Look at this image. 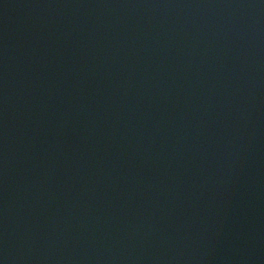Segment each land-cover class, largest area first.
<instances>
[{"label":"water","instance_id":"obj_1","mask_svg":"<svg viewBox=\"0 0 264 264\" xmlns=\"http://www.w3.org/2000/svg\"><path fill=\"white\" fill-rule=\"evenodd\" d=\"M2 264H264V0H0Z\"/></svg>","mask_w":264,"mask_h":264},{"label":"snow or ice","instance_id":"obj_2","mask_svg":"<svg viewBox=\"0 0 264 264\" xmlns=\"http://www.w3.org/2000/svg\"><path fill=\"white\" fill-rule=\"evenodd\" d=\"M0 264H2V262H0Z\"/></svg>","mask_w":264,"mask_h":264}]
</instances>
